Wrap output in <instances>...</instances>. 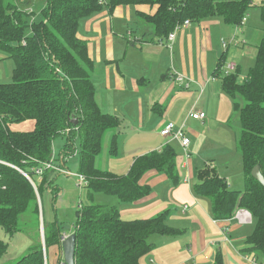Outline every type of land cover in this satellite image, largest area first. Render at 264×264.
I'll list each match as a JSON object with an SVG mask.
<instances>
[{"label":"trees","instance_id":"trees-1","mask_svg":"<svg viewBox=\"0 0 264 264\" xmlns=\"http://www.w3.org/2000/svg\"><path fill=\"white\" fill-rule=\"evenodd\" d=\"M156 5L153 15H141L152 26L157 40H163L185 20L200 22L206 17H221L223 22L240 26L248 8L260 7L262 36L256 44L252 66L240 81L241 68L229 74L223 72L228 53L219 56L213 76L220 81L224 93L231 98L240 95L233 104L240 121L237 149L244 174L242 190L228 187L226 179L215 167L204 164L196 171L193 192L211 201L214 219H230L239 209L251 214L253 232L246 243L264 254V185L251 176L255 165L264 178V0H45L42 17L29 21V14L15 2L0 0V50L14 62L12 80L0 83V159L28 172L40 163L50 162L63 167L53 158L52 144L57 136L65 139L61 162L78 154L77 173L86 179L83 186L86 202L81 203L72 233L76 234L75 264H144L153 234L178 235L182 231L166 223L167 211L149 218L124 219L117 206L95 204L98 194L117 197L121 202L136 201L150 192L140 180L147 171L163 172L178 182L177 151L171 144L159 150L137 156L126 174L99 169L95 158L100 153L107 130L117 128L120 120L103 113L95 100L92 82L93 60L84 40L77 36L81 20L106 9L111 13L118 5ZM30 29L27 34L26 29ZM238 80V81H237ZM76 119V124L72 119ZM32 120L29 131H15L14 123ZM111 153L116 152L112 140ZM17 169L0 165V227L7 233L20 231L23 225L39 223L38 195L55 192L59 171H43L35 187ZM43 222V245L33 244L14 264H47L44 249L52 245L61 248L63 221ZM7 245L0 240V258ZM62 262L60 257L59 263ZM212 264H224L218 250Z\"/></svg>","mask_w":264,"mask_h":264},{"label":"crops","instance_id":"crops-1","mask_svg":"<svg viewBox=\"0 0 264 264\" xmlns=\"http://www.w3.org/2000/svg\"><path fill=\"white\" fill-rule=\"evenodd\" d=\"M156 9V5L148 4L118 5L111 13L103 9L81 20L78 25L77 36L86 42L93 60L92 82L97 105L103 113L120 120L117 128L105 133L95 165L122 175L128 172L139 155L173 142L177 151V183H172L163 172L150 170L140 180L141 185L150 188L144 197L121 202L115 196H107L113 198L111 205L117 206L124 219H144L167 211L166 223L182 231L175 236L151 235L149 240L153 248L141 258L144 264H212L218 250L224 264H264L263 252L250 250L246 243L254 229L251 214L248 212V220H240L236 213L243 209H239L230 219H214L210 199L193 192L196 171L204 164L215 167L229 188L242 190L244 186L239 173L234 175L235 171L227 163L217 166L216 162L222 163L224 158L206 156L202 160L197 146L205 139L217 114H226L231 102L219 80L212 75L221 53L224 50L229 52L230 43L224 39H221L220 52L218 47L226 25L219 19L190 22L175 31L172 41L168 38L157 40L152 26L141 18V15H153ZM236 46L227 58L241 68L239 51L243 44L239 46L237 41ZM13 68V60L0 50V83L12 80ZM177 75L184 77L182 84L189 83L188 87L173 82ZM192 107L205 113L204 120L188 116ZM169 122L175 129L183 126L190 140L188 156L177 140L169 141L160 134ZM33 127L32 120L10 125L15 131H29ZM113 139L116 141L115 154L110 150ZM191 150L199 156L191 157ZM230 151L223 146L222 155L229 156ZM61 157L59 155L60 160ZM60 164L69 171L63 162ZM69 175L72 174H66ZM47 192L53 193L51 190ZM54 217L48 221H53ZM50 250L51 264H56L59 247L52 245Z\"/></svg>","mask_w":264,"mask_h":264},{"label":"rangeland","instance_id":"rangeland-1","mask_svg":"<svg viewBox=\"0 0 264 264\" xmlns=\"http://www.w3.org/2000/svg\"><path fill=\"white\" fill-rule=\"evenodd\" d=\"M12 1L17 4L20 10L25 11L29 14L28 17L29 21L33 19L38 20L42 17L41 11L45 6V0H12ZM212 19H219V21L223 22L221 17H216V16L215 17L209 16L201 21L212 20ZM245 19L246 21L243 23V25L240 26H235L223 22V24L226 25L225 26L226 30L221 35V38L218 43V47L220 48L219 52L222 50L221 39H224L226 43H230V45L228 46V48L230 47L229 48L230 53H232L233 50L236 49L237 41L239 42V46L243 44L242 50L239 51V54L241 55V57L239 58L240 61L239 63L241 66V74L239 78H241V76L244 77L247 74L250 66H252L253 64L252 60H254L255 57L254 54L256 52V44L258 42V39L261 38L262 36L263 24L260 20V7L258 6V4L248 8L247 13L245 15ZM238 27L240 29H238ZM29 32L30 29L27 28L26 33L28 34ZM234 34H236V36H234ZM229 52L227 51V53ZM243 52H245L244 56L242 55ZM173 82L177 83L178 85L182 84L174 80ZM176 87H177L176 89L180 90L179 86ZM225 95L227 94L225 93ZM227 97L231 101L227 113L217 114V118L211 123L209 130L206 131L205 139L198 142L197 146L200 149L202 160L205 159L206 156H210L207 157L210 159L212 158L217 159L219 157L224 158L222 163H218L220 161L216 162L217 166H224L223 164L227 163V165H229L235 171L234 175H237L239 173V180L243 179L242 181L244 182L241 156L237 149L241 126H240V121L238 119V113L233 108V104L235 101H238L239 104L242 105L243 100L240 95H236L235 99L231 98L229 95H227ZM64 141L65 139L63 137L57 136L52 144V153L53 155H55L56 163L58 164L61 163L59 155L62 146L64 144ZM174 144L175 142H173L172 144L173 147ZM223 146L227 147L228 149H231L230 151L231 154L229 156L222 155ZM190 153H191V157L195 158L196 156H199V154L193 150H191ZM65 160L66 161L64 162V165L68 167L72 175L66 176L65 173H58L56 176V181L54 183V186L57 187L55 192L49 193L45 191L42 193L41 197H39L38 195V202L40 209L38 225L36 227L28 226V224L23 225L22 221L25 220V217L26 218L28 217L26 214L21 217L20 231H16L13 234H9L3 228L0 227V240L7 245L5 254L0 258V264H14L23 254L29 251V248H31L33 244L38 243V241H41L42 243V238H41V231L43 228L42 217L44 221L47 223L49 222L48 220H51L56 215L60 221L64 222L62 229L63 232L65 231L70 234V232L72 231L73 222L76 218V212L80 207L81 203L84 204L86 202V197H85L84 188L79 189V187L77 186L78 178H79L77 176L78 154L75 153L74 155L67 157ZM221 170H225V169L221 167ZM33 177L34 180H36V175ZM240 185H242V182L240 183ZM232 186L235 188V183H233ZM113 201H114L113 198L105 195H96L94 198L95 204L111 205L114 203ZM43 253L46 263L51 264L50 247L47 250L44 249ZM59 259H60V252L56 258L55 261V263L57 262L56 264L59 263Z\"/></svg>","mask_w":264,"mask_h":264},{"label":"built area","instance_id":"built-area-1","mask_svg":"<svg viewBox=\"0 0 264 264\" xmlns=\"http://www.w3.org/2000/svg\"><path fill=\"white\" fill-rule=\"evenodd\" d=\"M245 19V18H244ZM244 21V20H243ZM190 24L189 20H185L182 24H177L175 26V28L168 34V40L172 41L175 35V31L177 29H179L180 27H186ZM226 46V43L223 42V47ZM237 67V64L230 58H227L225 61V64L223 66V72L225 74H229L232 73L233 71H235ZM184 77L182 75H177L175 80L176 82L182 83L183 82ZM243 79V77H242ZM185 86L188 87L189 83H185ZM188 116L192 119L195 120H204L205 118V113L201 110H197L195 109V107H192L188 113ZM160 134L163 137H167L170 140H177L180 145L183 147L184 151H185V155H189V153L187 152V147L190 143L189 138L186 136L185 131L183 126L179 127L178 129H175L174 124L173 123H167L161 130H160ZM0 165H5V166H9L12 167L14 169L19 170L18 167L13 166L12 164H9L3 160L0 159ZM53 168L57 171H59L60 173H65V174H69L70 172L62 167H57L53 164L52 161L50 162H45V163H40V165L38 167L32 168L31 171L32 173H34L37 177V180H41L43 171L45 169H50ZM27 179L28 181L35 187V182L33 180V178L30 176V174L28 172H24L19 170ZM78 178V184L77 186L79 187V189L83 188V186L86 184V179L82 176L77 174ZM0 185H1V174H0ZM36 188V187H35ZM236 218L240 219V220H248L250 218V214L248 213V211L246 210H240L236 213ZM66 234H63L61 237V241L66 237Z\"/></svg>","mask_w":264,"mask_h":264},{"label":"water","instance_id":"water-1","mask_svg":"<svg viewBox=\"0 0 264 264\" xmlns=\"http://www.w3.org/2000/svg\"><path fill=\"white\" fill-rule=\"evenodd\" d=\"M72 123L76 124L77 120L74 118L71 120ZM251 176L254 177L257 181L264 185V178L261 175L260 169L258 165H255L251 170ZM78 212H76V216ZM41 238L43 242V228L41 231ZM75 245H76V234L70 233L61 241L60 248V257L62 258V262L60 264H75L74 261V253H75Z\"/></svg>","mask_w":264,"mask_h":264},{"label":"bare ground","instance_id":"bare-ground-1","mask_svg":"<svg viewBox=\"0 0 264 264\" xmlns=\"http://www.w3.org/2000/svg\"><path fill=\"white\" fill-rule=\"evenodd\" d=\"M238 81V80H237ZM36 167V166H35ZM229 223V222H228ZM65 232V231H64ZM63 235V234H62ZM46 254V253H45ZM57 263V262H56Z\"/></svg>","mask_w":264,"mask_h":264}]
</instances>
